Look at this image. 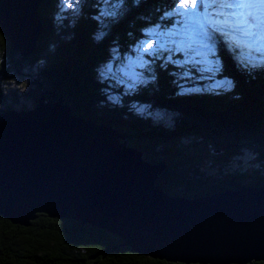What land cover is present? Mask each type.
<instances>
[{
    "label": "trees",
    "instance_id": "16d2710c",
    "mask_svg": "<svg viewBox=\"0 0 264 264\" xmlns=\"http://www.w3.org/2000/svg\"><path fill=\"white\" fill-rule=\"evenodd\" d=\"M56 1L40 3L43 32L36 50L26 58L11 49L0 32V85L11 73L28 68L35 86L29 95L35 104L41 96L51 103L62 99L74 116L126 134L127 147L140 152L146 162L165 165L156 186L169 196L192 199L264 187V57L254 49L247 55L210 29L207 43L224 64L220 77L234 81L231 92L178 95V85L196 73L178 56L157 59L155 84L137 96H121L114 105L107 101L106 85L96 81L95 66L104 62L111 45L121 53H132L144 30L156 24L170 26L178 0H120L115 22L109 20L100 34L91 20L97 14L95 0H85L84 16L72 27L55 21ZM202 8L200 2L199 13ZM133 101L176 113L173 129L134 116L129 111ZM14 108L13 104L0 113ZM0 264L179 263L140 255L105 230L38 214L28 227L0 217Z\"/></svg>",
    "mask_w": 264,
    "mask_h": 264
},
{
    "label": "water",
    "instance_id": "95a60500",
    "mask_svg": "<svg viewBox=\"0 0 264 264\" xmlns=\"http://www.w3.org/2000/svg\"><path fill=\"white\" fill-rule=\"evenodd\" d=\"M42 0H0V32L22 58L43 32ZM126 134L41 96L0 113V217L28 227L38 214L118 236L148 258L179 264L264 262V187L199 198L156 186L165 165L127 147Z\"/></svg>",
    "mask_w": 264,
    "mask_h": 264
},
{
    "label": "rangeland",
    "instance_id": "374dc122",
    "mask_svg": "<svg viewBox=\"0 0 264 264\" xmlns=\"http://www.w3.org/2000/svg\"><path fill=\"white\" fill-rule=\"evenodd\" d=\"M119 1H93V8L97 9V14H94L91 20L95 22L99 34L104 32V27L108 26L109 20L112 23L115 22L120 6ZM200 2L203 4L201 13L198 12V9L191 10L195 12V15L178 13L177 9L180 8L178 2L170 26L156 24L144 30L143 35L138 36L139 40L131 47L132 53H121L117 47L111 45L104 62L95 66L98 74L96 81L106 85L104 93L108 97L107 101L117 105L121 96L130 98L141 94L149 86L155 84L154 62L157 59L166 58L169 60L171 57L178 56H181L183 62L188 64L189 69L196 71L188 82L182 80L184 84L178 85V95H217L232 91L233 79L220 77L225 68L224 64L215 54L213 46L207 43L209 29L207 31L205 28L206 24L213 31H219L217 27L219 28L221 24H214L210 19V14L215 12V8L211 5L212 0H200ZM254 2L255 0H228L231 9L226 8V11L238 16L239 21H243L241 28L248 34V39L252 42L250 48L246 46L244 48L241 45L236 48L249 55V50L255 47L254 50L264 57V8L242 6L245 3ZM86 3L85 0H57L55 21L59 20L63 24L66 22L69 27L74 26L84 16L83 10ZM183 11L185 10L182 9L181 12ZM247 17L248 22L246 21ZM230 24L233 23L230 22ZM54 29L56 30V28ZM220 33L227 35L224 37L240 43L239 38L241 37L238 36L236 30L221 29ZM228 43L230 42L228 41ZM149 44L152 45L151 48L148 47ZM18 72L17 75L11 73L10 79L0 85L3 96L0 100V109L14 104L16 111H24L33 109L36 105L32 96L29 95L35 87L29 69L21 67ZM119 91L121 93H118ZM15 98L16 102L13 101ZM129 111L134 116H139L152 125L165 129H173L178 117L176 113L154 108L149 103L136 101L130 103ZM247 159H249L248 156L245 161Z\"/></svg>",
    "mask_w": 264,
    "mask_h": 264
},
{
    "label": "snow or ice",
    "instance_id": "6c2138e0",
    "mask_svg": "<svg viewBox=\"0 0 264 264\" xmlns=\"http://www.w3.org/2000/svg\"><path fill=\"white\" fill-rule=\"evenodd\" d=\"M180 8L177 9L178 13L185 14V15H195L194 11H191L192 9H198V6L200 4V0H178ZM71 6V5H69ZM244 7H260L264 8V0H255L254 3H245L242 5ZM185 10L181 12V10ZM102 35V34H101ZM99 38V36H98ZM149 48L152 47L151 44L148 45Z\"/></svg>",
    "mask_w": 264,
    "mask_h": 264
}]
</instances>
